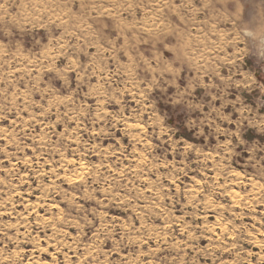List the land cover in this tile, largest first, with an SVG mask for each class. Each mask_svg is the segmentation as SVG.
Segmentation results:
<instances>
[{"label": "clouds", "instance_id": "9594fccd", "mask_svg": "<svg viewBox=\"0 0 264 264\" xmlns=\"http://www.w3.org/2000/svg\"><path fill=\"white\" fill-rule=\"evenodd\" d=\"M0 264H264V0H0Z\"/></svg>", "mask_w": 264, "mask_h": 264}]
</instances>
